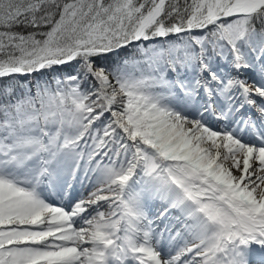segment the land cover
<instances>
[{
  "label": "snow or ice",
  "instance_id": "6c2138e0",
  "mask_svg": "<svg viewBox=\"0 0 264 264\" xmlns=\"http://www.w3.org/2000/svg\"><path fill=\"white\" fill-rule=\"evenodd\" d=\"M0 264H264V0H0Z\"/></svg>",
  "mask_w": 264,
  "mask_h": 264
}]
</instances>
